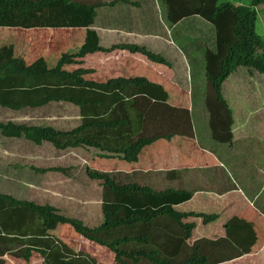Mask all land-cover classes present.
Here are the masks:
<instances>
[{"label":"trees","instance_id":"16d2710c","mask_svg":"<svg viewBox=\"0 0 264 264\" xmlns=\"http://www.w3.org/2000/svg\"><path fill=\"white\" fill-rule=\"evenodd\" d=\"M160 1L171 24L198 16L214 27L215 51L206 50L204 57L209 128L214 141L232 144L233 111L222 86L239 67L264 75V36L256 31L264 0L246 5ZM119 2L129 4L0 0V106L19 111L69 103L82 117L70 131L9 121L0 123V134L38 146L47 142L58 150H100L85 172L100 181L104 218L99 226L88 227L49 204L0 193V245L26 246L8 250L0 264H220L250 250L244 231L252 226L251 216L264 221V206L253 208L241 194L239 201L212 202L218 199L211 194L117 182L111 175L216 164L196 143L190 93L173 83V66L139 45L100 46L92 29L97 9ZM189 201L211 204L195 202L189 208ZM236 202H242L240 212L233 207ZM213 222L216 227L207 235L196 231ZM251 235L255 239L254 231ZM257 241L255 253L264 246V235Z\"/></svg>","mask_w":264,"mask_h":264},{"label":"rangeland","instance_id":"374dc122","mask_svg":"<svg viewBox=\"0 0 264 264\" xmlns=\"http://www.w3.org/2000/svg\"><path fill=\"white\" fill-rule=\"evenodd\" d=\"M100 1L107 4L117 0ZM128 1L129 4L119 2L117 4L118 6H115L114 11H112V8L98 7V13H102L106 16V18L103 21H100L97 15V19H95L96 25L93 26L92 29L96 32L98 30L101 31L103 37L106 35L105 32L112 33V35L115 36L113 39L105 37L104 40L106 42L103 47L108 48L111 45L121 44L119 43V36L123 31L113 29V27L116 26L117 21V14L115 13H118V11V14L122 16V18H127V21L133 19L134 22L132 24L139 23L140 30L143 31L141 28L144 27L149 31L150 25H158L159 28L155 27L154 31L161 32L160 34L166 35L167 37L168 30L166 27L168 24L165 21L167 12L165 5L160 0ZM138 1L140 3L138 7L131 4H137ZM250 1L251 0H220V2H232L236 4L239 2L240 4L245 5L249 4ZM121 7H126L129 13L121 15ZM258 11L259 16L256 31L258 34L264 36V8L262 5L258 7ZM137 20L139 22H137ZM190 21L191 20H188V23H190L188 26L191 25ZM98 24L102 25L97 26ZM132 24L128 23L129 26ZM210 27L214 28L212 25H210ZM211 33L212 37H209L206 44L211 48H214L215 37L213 32ZM132 35L135 36L134 32ZM98 37H100L99 40L103 39L101 36ZM186 42L187 48L190 50L187 56V69L189 74L191 73V78L187 77L186 84H190L192 82L194 87V92L191 95L194 106L192 112H190V120L194 121L195 124L198 125L199 128L196 136L198 137V140L202 141L206 138V133H210L208 123L206 124V121L204 122V125L202 123H198L196 118V113L200 108L203 109V112L206 115H210L209 109L207 108V81L204 76V60L202 58L204 47L201 46L199 38L198 44L191 37L187 38ZM161 44V38L150 37L147 41V45L145 46L153 52L154 50H157ZM193 50H195V52L192 54ZM245 69L247 68L237 70L236 76H230L228 78L232 80L233 84L237 82L239 83V93L236 94L231 90L230 82H228L229 89L226 93V98L229 99L227 102L229 107L240 113L239 124L233 125V131L236 138L232 145L228 144L231 145L229 148L227 145H221L220 143L219 146L227 149L222 155L223 165L226 171L233 178H235L237 184L246 185L249 182H256V179H259V177L262 178V182L259 183V187H262L260 198L257 201H246L249 205V202H251V204L257 206L264 202V140L252 144L249 142V135L244 128L247 125L248 119L251 118L250 112L247 113V110L251 111L254 107H256V112L260 111L261 113H264V105L259 101H255L254 105H248L251 104L248 103V106L245 108L244 106L246 104H239L236 102L232 103L233 96L242 100V97H240L239 94L242 89L244 90L247 87V83L245 85L242 84V80H244L247 75ZM189 79L191 81H189ZM250 87L262 88L261 85L255 86L253 83ZM186 88L189 89L188 86H186ZM247 91L250 90H246L245 92ZM261 93L264 97L263 90ZM252 96L253 93L252 95H249V98ZM200 101L201 104H199ZM259 107L260 110H257ZM191 109L192 105H190V110ZM252 120L253 124L256 125L257 119L252 118ZM9 121L15 124L37 126L51 125L52 127L54 126L55 129L57 128V130L61 129L63 131H70L81 123L82 117L80 115L79 108L69 103L52 102L41 108H24L19 111L0 106V123H6ZM134 127L135 126L131 127L133 131L135 130ZM208 139L210 143H213L214 140L211 138L210 134ZM94 155V150H89L85 147L60 151L48 143H44L42 146H36V144L26 141L23 138H4L0 134V193L10 195L18 200L32 201L40 205L49 204L57 208L60 214L69 218L80 220L88 227L99 226L104 219L101 201L102 188L100 186V181L91 180L85 172L89 161L95 158ZM34 167L41 169L62 168L65 169V172L49 171L40 173L34 171ZM238 169L246 170L247 173L239 172ZM229 174L226 175L227 180L229 179ZM127 178L138 183L142 182L143 185H150L155 187V189L167 187V182L166 179H164L163 173H158L157 175L156 173L144 174L142 172H135L134 176H127ZM121 181L124 180L121 179ZM241 196L245 198L243 194H241ZM233 200L239 201V196H234ZM195 202H202V204L209 203V201H189L186 205L190 208ZM209 204H211V201ZM209 206H211L210 209L214 208V205ZM233 207L237 209V212H240L243 208L242 202L234 203ZM203 210L205 212L207 209ZM244 211L248 212L245 209ZM218 225L220 227L222 226L220 224ZM215 227L216 223L213 222L210 225L204 226L203 229L197 228L196 231L198 230L200 235L205 236L213 231ZM216 230L221 231L224 229L217 228ZM252 231H254L253 227ZM246 240H248L250 245L249 251L243 253V255L238 258L225 261L220 264H264V246L257 253H255L256 251L253 252L252 244H258V241L256 240L254 242L253 237H249ZM25 247L26 246L23 244L0 245V257L2 258L4 253L8 250L18 251L19 249H24Z\"/></svg>","mask_w":264,"mask_h":264},{"label":"crops","instance_id":"0c3cea01","mask_svg":"<svg viewBox=\"0 0 264 264\" xmlns=\"http://www.w3.org/2000/svg\"><path fill=\"white\" fill-rule=\"evenodd\" d=\"M237 4H240L237 2ZM118 6V5H117ZM260 7V6H259ZM107 8V7H106ZM264 8V7H263ZM111 9V8H110ZM115 10V6L112 7V11ZM98 12V10H97ZM120 12L122 13L121 15H126L128 10L126 7H121ZM259 12V11H258ZM119 13V11H118ZM118 13L117 14V21H116V26L113 27V29H116L118 31H123L120 33V41L119 43L121 44H138L145 46L147 45V41L149 40L150 37H158L162 39V44L157 50H152L154 53H158L161 56H163L172 66L175 71V75L172 79L173 83L178 85L181 89L187 90L190 93V102L192 105V109L190 112L193 110V98L191 99V95L194 92V87L192 82L190 84H186L187 82V77L191 78V73L189 74V71L187 69V56L189 53V49L187 48V38H192L195 40V42L198 44V38L201 42V46L204 47V52L202 54V58L204 60V67H205V52L206 50H212L215 51V47L211 48L208 46L206 43L208 42L209 37L211 38V32H213L214 37H215V32L214 28L210 27L208 25L209 23L203 20L202 18L198 16H192L188 18H184L180 20L176 24H171L166 20L165 21L168 24L166 29L168 30L167 37L166 35L160 34L161 32L154 31L155 27L159 28L158 25H150L149 31L146 30L144 27H142L140 30L139 29V23L132 24L134 21L133 19H130V21H127V18H122ZM98 18L100 21H103L106 16H104L102 13H98ZM97 19V18H96ZM188 20H191V25L188 26ZM193 20V21H192ZM137 22H139L137 20ZM132 24V25H128ZM96 23L94 24V26ZM102 25L98 24L97 26ZM104 26V25H103ZM107 27V26H105ZM97 31L98 36L103 37L102 32ZM134 32L135 36L132 35ZM100 33V34H99ZM106 35L103 37L102 40H99V44L101 47L105 46V37H110V38H115L112 33L105 32ZM198 37H197V35ZM146 36V37H143ZM100 39V37H99ZM113 45L109 46L108 48L112 47ZM148 50L149 49L147 46H145ZM106 48V47H104ZM195 52V50L192 51V54ZM244 67H239L237 70H243ZM237 70H235L230 76H236ZM247 72L246 77L244 80H242V84L245 85L247 83L246 89H242L241 93L239 94L240 97H242V100H239V98L233 96V102L239 103V104H246L244 107L246 108L248 105H254L255 101H259L264 105V97L262 95V90L264 91V76L259 75V73L252 71L249 72L247 69H245ZM205 76V72H204ZM229 76V77H230ZM228 77V78H229ZM226 79V81L223 83V96L228 102V98H226V93L229 89V83H231V90L235 92L236 94L239 93L240 88H239V83H234L230 79ZM189 81H191L189 79ZM241 81V80H240ZM239 81V82H240ZM254 84L255 86H262V88H251L250 85ZM186 86L189 87L186 88ZM246 90H250L245 92ZM253 96L249 98V95L251 94ZM242 101V103H241ZM250 101V102H249ZM251 103V104H248ZM201 104V101L200 103ZM248 104V105H247ZM260 110V107L259 109ZM233 111V116H234V125L239 124L240 120V113L232 110ZM250 112V119H248L247 125L244 128L248 135H249V142L254 144L255 142L262 141L264 140V113H261L260 111L256 112V107H254L251 111L247 110V113ZM248 116V115H247ZM196 118L198 120V123H202L204 125V122L206 121V124L208 123L209 126V115H206L203 112V109H199L196 113ZM253 119H257V124H253ZM192 122V128H193V133L194 137L196 140L197 145L204 150L207 154H209L213 159L216 160V164L208 167H194V168H177L174 171H167V170H157V171H135V172H142L144 174L147 173H163L164 174V179H166L167 182V187L165 188H174V189H185V190H190L193 192L195 195L196 193H206V194H211L214 197H216L218 200H211V201H234V196H237L239 194H243L247 201H257L260 196H261V189L259 187V183L262 182V178L259 177V179H256V182H249L246 185L243 184H237L235 178H233L225 169L223 165V160H222V155L224 152H226L227 149H224L220 147L219 145H227L228 148L232 145L220 143L217 141H213V143H210L208 136L210 133H206V138L203 139L202 141L198 140L197 135V130H198V125L195 124L194 121ZM246 124V123H245ZM51 126V125H50ZM54 127V126H53ZM257 127V128H254ZM55 128V127H54ZM57 129V128H56ZM61 130V129H58ZM63 131V130H61ZM211 135V134H210ZM236 138V135L233 131V142ZM232 142V143H233ZM47 143V142H44ZM43 143V144H44ZM220 143V144H219ZM42 144V145H43ZM50 144V143H48ZM40 145V146H42ZM51 145V144H50ZM38 146V145H36ZM55 148V147H54ZM81 148V147H78ZM83 148V147H82ZM85 148H88L89 150H94L95 155L100 153V150L95 149L93 147H88L85 146ZM91 148V149H90ZM254 148V147H252ZM251 148V149H252ZM56 149V148H55ZM71 149V148H68ZM58 150V149H57ZM67 150V149H66ZM64 151V150H60ZM264 152V151H263ZM227 160V158H226ZM239 172L247 173L246 170L238 169ZM49 172V171H48ZM135 172H123V171H117V172H112L113 178L117 182H122L124 181H131L127 178V176H134ZM229 174V179L227 180L226 175ZM225 175V176H224ZM146 177V176H145ZM234 179V180H233ZM141 181V180H140ZM264 182V181H263ZM143 184L142 182H139ZM150 186V185H149ZM152 187V186H150ZM155 188V187H153ZM264 201V197H263ZM251 204V202H249ZM232 204V202H231ZM253 208H257L259 210L263 209L264 202L255 206L254 204H251ZM263 211V210H262ZM262 213V212H261ZM264 216V214L262 213ZM253 220L252 226L246 227L245 228V235L247 238L252 237L251 232L252 227L255 232V239L258 240L261 236L264 235V221L256 218L254 219L253 216L250 217ZM254 234V233H253Z\"/></svg>","mask_w":264,"mask_h":264},{"label":"clouds","instance_id":"9594fccd","mask_svg":"<svg viewBox=\"0 0 264 264\" xmlns=\"http://www.w3.org/2000/svg\"><path fill=\"white\" fill-rule=\"evenodd\" d=\"M137 4H139V5H140L139 1H138V3H137ZM137 7H138V6H137ZM93 26H94V25H93ZM93 26H92V27H93Z\"/></svg>","mask_w":264,"mask_h":264}]
</instances>
